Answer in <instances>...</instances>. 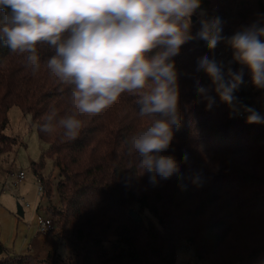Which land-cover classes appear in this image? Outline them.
<instances>
[{
    "label": "trees",
    "instance_id": "1",
    "mask_svg": "<svg viewBox=\"0 0 264 264\" xmlns=\"http://www.w3.org/2000/svg\"><path fill=\"white\" fill-rule=\"evenodd\" d=\"M200 8L208 16L222 18L225 37L254 23L264 26V0H201ZM5 14L0 10V18ZM199 27L196 17L192 33ZM221 44L209 50L202 40L190 41L173 57L181 127L174 130L165 154L174 156L182 178L173 175L152 187L145 174L126 189L122 177L132 161L125 154V140L148 119L138 115L136 98L122 94L87 120L76 140L62 142L38 129L51 106L61 115L68 107L70 88L43 67L52 50L37 45L42 68L33 76L23 55L0 43V153L11 150L15 141L4 133L8 109L15 104L30 115L37 136L47 144L31 166L49 201L52 236L74 254L73 259L54 251L46 257L10 254L0 240V264H174L184 244L196 259L209 264H264V124L247 123L246 112L241 117L230 115L231 109L218 97L211 109L196 102L194 78L201 85L210 84L202 70L195 71L197 59L212 58ZM224 65L233 71L241 67L235 62ZM244 80L248 86L244 89L242 84L235 93L237 106H254L257 111L264 104V89L251 84L247 68ZM184 152L188 163L181 160ZM45 156L57 169L52 180L42 174ZM196 174L202 177V186L192 183ZM130 208H137L140 220L131 217ZM144 210L160 228L144 222ZM111 238L114 241L106 247L104 242Z\"/></svg>",
    "mask_w": 264,
    "mask_h": 264
},
{
    "label": "clouds",
    "instance_id": "2",
    "mask_svg": "<svg viewBox=\"0 0 264 264\" xmlns=\"http://www.w3.org/2000/svg\"><path fill=\"white\" fill-rule=\"evenodd\" d=\"M200 5L201 0H0V10L6 12L0 18V43L23 55L33 76L42 68L37 45L47 46L53 54L43 67L70 88L65 114L51 106L39 131L72 142L87 120L127 93L136 98L138 115L148 119L125 140L124 151L132 161L122 177L125 188L145 174L152 187L173 175L182 178L174 156L165 154L174 130L181 127L173 60L181 47L202 40L214 50L224 42L232 50L229 64L241 66L233 71L208 55L198 57L195 71L202 70L210 84L201 85L194 78L196 102H204L206 109L218 97L229 106L230 115L238 114L235 93L245 83L244 68L251 84L264 89V26L254 23L225 37L222 18L208 16ZM194 14L200 25L195 34L191 31ZM241 107L248 113L247 123L264 124V115ZM181 160L188 163L187 152ZM192 183L202 186V177L196 174Z\"/></svg>",
    "mask_w": 264,
    "mask_h": 264
},
{
    "label": "rangeland",
    "instance_id": "3",
    "mask_svg": "<svg viewBox=\"0 0 264 264\" xmlns=\"http://www.w3.org/2000/svg\"><path fill=\"white\" fill-rule=\"evenodd\" d=\"M195 15V14H194ZM197 17V15H195ZM223 49L229 54L228 46ZM223 58L218 59L222 62ZM234 116V115H233ZM235 117V116H234ZM4 133L15 139L12 149L0 153V240L13 252H33L40 257H46L50 251L56 252L60 257L73 259V251L61 241L55 239L54 243L47 242L44 236L37 231L36 224L40 218L48 217L46 208L49 205L48 198L43 190L38 188L39 177L34 173L31 163L37 161L47 144L36 133L35 125L30 121V115L24 114L21 109L13 104L8 109V122ZM23 172V178L19 179L18 173ZM57 169L53 167L51 157L45 156V164L42 174L45 178L53 176ZM55 201L56 197H51ZM17 203L22 206L24 215L17 214ZM134 209V208H133ZM137 210V208H135ZM142 217L145 223L152 222L160 228V224L148 210H144ZM54 230L48 234H52ZM43 240L33 247L27 242ZM114 238L104 242L110 247ZM33 243V242H32ZM188 244L178 248L174 264H209L194 257ZM19 254V253H14ZM1 256V255H0Z\"/></svg>",
    "mask_w": 264,
    "mask_h": 264
},
{
    "label": "built area",
    "instance_id": "4",
    "mask_svg": "<svg viewBox=\"0 0 264 264\" xmlns=\"http://www.w3.org/2000/svg\"><path fill=\"white\" fill-rule=\"evenodd\" d=\"M224 45H225V43L222 42V44L219 46V48L216 49L213 52L212 58L215 59V60H217V61H218V59H220V58L222 59L223 58L222 62L224 64H229V62L231 61L232 52H231V49L228 47L229 54L226 53V50L223 49V46ZM247 86L248 85L246 83L243 84V88L244 89H246ZM250 107L254 109V106H250ZM257 107H258L257 108V112H259L261 115H264V104L263 105H259ZM237 108L239 109V112H238V114H234V116L235 117H241V116H243L245 114V112L243 111V109H240L238 106H237ZM18 176H19V179L20 178H23V172L20 171L18 173ZM38 188L41 191L43 190L40 178L38 179ZM37 228H38V231L41 232L42 234H48L53 229V222H52V220L49 217H45V218L39 220V222L37 223ZM181 264H186V263L183 262Z\"/></svg>",
    "mask_w": 264,
    "mask_h": 264
},
{
    "label": "crops",
    "instance_id": "5",
    "mask_svg": "<svg viewBox=\"0 0 264 264\" xmlns=\"http://www.w3.org/2000/svg\"><path fill=\"white\" fill-rule=\"evenodd\" d=\"M22 212H23V214H22V216L24 215V211H23V209H22ZM47 217V216H46ZM45 218V217H44ZM40 219H43V218H40ZM39 219V220H40ZM39 222V221H38ZM37 222V223H38ZM36 227H37V224H36ZM37 231H38V228H37ZM39 232V231H38ZM39 233H41V232H39ZM42 234V233H41ZM43 236H44V239H46V241L47 242H50V243H54L55 242V239H54V237L52 236V234H42ZM33 242V243H32ZM39 242H43V240H37V239H35V238H33V240L32 241H30L29 243L27 242V245L29 246V248L30 247H33L31 244H33L34 245V250H36V246L35 245H38L39 244ZM31 243V244H30ZM7 248V247H6ZM8 249V248H7ZM9 250V249H8ZM9 252V251H8ZM10 253V252H9ZM13 253H22V252H13ZM13 253H10V254H13ZM31 253H33V252H31Z\"/></svg>",
    "mask_w": 264,
    "mask_h": 264
},
{
    "label": "water",
    "instance_id": "6",
    "mask_svg": "<svg viewBox=\"0 0 264 264\" xmlns=\"http://www.w3.org/2000/svg\"><path fill=\"white\" fill-rule=\"evenodd\" d=\"M195 18H196V16L193 15V17H192V21H194ZM17 214L20 215V216H22V214H23V212H22V206H21L19 203H17ZM129 214H130L131 217L134 218L135 220H140V218H141V216H140V214L138 213V211L135 210V209H133V208H130V209H129Z\"/></svg>",
    "mask_w": 264,
    "mask_h": 264
}]
</instances>
